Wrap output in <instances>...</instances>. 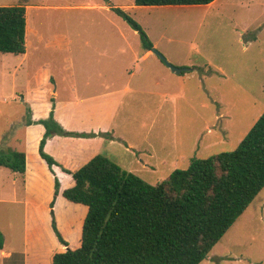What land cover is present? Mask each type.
<instances>
[{
	"label": "rangeland",
	"instance_id": "obj_1",
	"mask_svg": "<svg viewBox=\"0 0 264 264\" xmlns=\"http://www.w3.org/2000/svg\"><path fill=\"white\" fill-rule=\"evenodd\" d=\"M13 5L27 9L28 53L0 52V150H22L29 90L40 66L56 77L45 88L58 86L61 100L76 95L83 100L77 108L62 105L61 113L72 112L75 129L68 132L75 134L56 135L77 139L84 136L76 130H87L84 138L103 142L114 133L127 137L138 146L125 151V144L115 145L122 153L112 158L128 168L134 165V173L152 185L187 168L194 157L236 149L264 112V0H218L212 7L135 6V0H0V6ZM112 6L138 21L173 65L190 70L178 74L155 53L144 61L139 32ZM113 24L127 27L128 43L107 35L116 32L108 30ZM66 32L75 41L76 70L90 68L96 73L90 78L77 73L72 79L63 67L60 42L49 44ZM81 52L91 61L79 63ZM89 80L91 87L84 85ZM101 82L113 89L128 82L134 91L105 93ZM81 115L83 122L76 120ZM152 150L151 165L143 167ZM14 173L0 167V231L5 250L21 254L26 250L25 189L21 180L14 189ZM1 251L0 264H5ZM21 258L13 261L21 264ZM201 264H264V189Z\"/></svg>",
	"mask_w": 264,
	"mask_h": 264
},
{
	"label": "trees",
	"instance_id": "obj_2",
	"mask_svg": "<svg viewBox=\"0 0 264 264\" xmlns=\"http://www.w3.org/2000/svg\"><path fill=\"white\" fill-rule=\"evenodd\" d=\"M213 1L135 0V4L207 5ZM112 9L139 32L145 50L154 47L138 21L120 7ZM26 15L24 5L0 6V52L26 53ZM37 123L46 129L39 155L55 175L50 226L65 248L54 253L52 264H201L264 189V112L236 149L194 157L187 168L174 170L157 185L99 153L75 172L63 169L74 179V185L63 190L53 169L59 163L45 145L53 135L75 133L64 130L54 107ZM0 166L25 173L26 153L1 149ZM60 194L76 203V247L64 237L55 215Z\"/></svg>",
	"mask_w": 264,
	"mask_h": 264
},
{
	"label": "crops",
	"instance_id": "obj_3",
	"mask_svg": "<svg viewBox=\"0 0 264 264\" xmlns=\"http://www.w3.org/2000/svg\"><path fill=\"white\" fill-rule=\"evenodd\" d=\"M217 2L218 0H214L207 5L212 7ZM111 28H114L116 32L107 31L108 36L114 37L115 40H120L121 44L123 43V41H125V44L128 43L129 32L127 27L125 29L119 25L113 24L108 30H110ZM27 32H29L28 27ZM244 32L245 31H243V33ZM135 33L136 31L133 32L134 35ZM27 34L28 33H26V36ZM54 38L55 39L51 40L49 44L55 45L60 42L61 48L65 53V57L63 59V67L66 69L68 75L72 79H76L77 73H81L83 78H90L92 74H96L93 73L95 71H92L90 68H82L78 71L76 70V60L72 55L75 41L71 37V34L66 32L58 34ZM249 41V43H251V40ZM86 44H88V42H86ZM123 50V47L119 49V51ZM106 51L107 50H104V52H100V55L103 56ZM27 53L28 52L26 51L24 55H27ZM153 56L154 53L151 50H145L144 48L142 49L141 58L144 61L150 60L151 58H153ZM78 61L79 63H85L91 61V59L86 55H82L81 52L78 57ZM46 65L47 68L50 66L49 64ZM43 67L44 66H40L36 70V85L29 90L31 93L28 100L30 105L29 119L32 120L33 123L25 124L24 138L23 140H19L22 147V150L20 151L26 153V171L25 173L15 172L12 175V185L14 186V189H16L19 180L22 181L25 189L24 204L26 214V250L21 254H16L11 250H5V248L3 247V249H1V255L5 259V264H17L18 261L13 260H15L14 258L18 255H22V258L20 259L21 264H52L54 253L58 250H65V248L60 245V243L56 239L50 226L52 220L50 203L53 200L55 193V175L50 171L46 161L39 155L40 141L43 138L46 129L43 124L37 122L40 119L47 118L50 114V111L54 107V116L56 120L61 124L64 130L72 131L73 129H75L71 126L72 112L70 110H67L65 113H61L62 108H64L62 107V105H76L77 108V106L82 104L83 100L78 95H76L74 98H69L68 100H61L59 98L58 86H56L53 90L45 88L48 84H54L56 82V77L54 76L53 72ZM220 71L222 73H225V70L222 68H220ZM182 73L183 72L178 74ZM98 74L99 76L100 74L103 75L102 72ZM92 84L93 83L91 82V80L84 83V85H87L89 87H91ZM100 84L105 87V89H107L105 93L115 91L116 93H118L121 90H123V93H130L134 91L132 86L128 82L121 89H113L112 85L109 83L101 82ZM72 87L74 90L73 93H76L78 91L77 83L76 86L73 84ZM52 98L54 99V103L52 101ZM37 110H39L41 113L37 114ZM77 119L80 120V122H83L85 117H83L82 115L79 117L76 116V120ZM98 129L106 128L102 125H99ZM108 130H112V127H109ZM76 131H81L83 133L88 132L87 130ZM118 144L121 146H124L123 144H125V151L133 150L138 146L136 142L129 140L125 136H119L115 133L114 136L107 140H104V142L100 137H78L77 139H72L68 136L53 135L47 140L45 151L48 154L52 155L59 163V165H54L53 169L56 176L60 180L61 188L63 190L74 185V179L72 175L65 172L63 170L64 168L75 172L99 153H105L110 158L117 157L116 155L122 153L121 151L118 152V150H114V147H116L115 145ZM113 150L117 152L113 153ZM149 152L150 154H148L147 159L142 160L143 167L150 166L151 162H149V159L154 158L153 156L155 150ZM115 161L118 162L117 160ZM118 163L124 169L127 168L128 171H131L133 173L136 172L134 165L131 166V168H128L124 166L122 162ZM17 200V197L12 199L14 203L17 202ZM54 210L61 232L63 233L64 237L71 242L72 247H76V203L68 201L63 197V195L60 194L56 199ZM85 210L86 209H84V211Z\"/></svg>",
	"mask_w": 264,
	"mask_h": 264
},
{
	"label": "water",
	"instance_id": "obj_4",
	"mask_svg": "<svg viewBox=\"0 0 264 264\" xmlns=\"http://www.w3.org/2000/svg\"><path fill=\"white\" fill-rule=\"evenodd\" d=\"M151 51L153 53H155L157 56L160 57V59L168 66L170 67L173 71L177 72V73H181V72H184V71H188L190 70L188 67H183V68H180V67H176L175 65H173L167 58L164 54H162L158 49L156 48H152Z\"/></svg>",
	"mask_w": 264,
	"mask_h": 264
}]
</instances>
